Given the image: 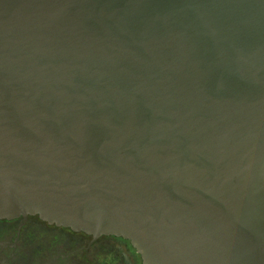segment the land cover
Instances as JSON below:
<instances>
[{
    "label": "water",
    "instance_id": "obj_1",
    "mask_svg": "<svg viewBox=\"0 0 264 264\" xmlns=\"http://www.w3.org/2000/svg\"><path fill=\"white\" fill-rule=\"evenodd\" d=\"M142 264H264V0H0V219Z\"/></svg>",
    "mask_w": 264,
    "mask_h": 264
},
{
    "label": "flooded vegetation",
    "instance_id": "obj_2",
    "mask_svg": "<svg viewBox=\"0 0 264 264\" xmlns=\"http://www.w3.org/2000/svg\"><path fill=\"white\" fill-rule=\"evenodd\" d=\"M0 264H142L129 240L50 224L38 216L0 219Z\"/></svg>",
    "mask_w": 264,
    "mask_h": 264
}]
</instances>
